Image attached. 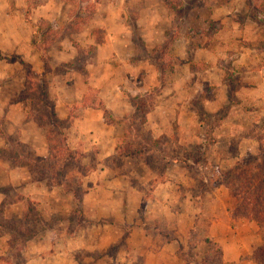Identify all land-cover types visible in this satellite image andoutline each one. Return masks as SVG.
Returning <instances> with one entry per match:
<instances>
[{
	"label": "rangeland",
	"instance_id": "obj_1",
	"mask_svg": "<svg viewBox=\"0 0 264 264\" xmlns=\"http://www.w3.org/2000/svg\"><path fill=\"white\" fill-rule=\"evenodd\" d=\"M29 8L28 0H0V60L20 58L17 50L12 53L4 47L7 32L22 27L25 36L26 30L35 27L31 44L41 52L45 66L42 73L25 61L16 67L15 76L22 79L25 74L26 85L21 95L28 93L29 82L41 86L42 81L48 83V74H65V79L83 84L86 90L82 101L72 108L76 117L86 108L103 113L102 89L110 95L122 92V101H113L118 113H104L105 122L100 124L115 127L116 135L119 134L116 149L137 147L144 151L142 157L124 156L120 168L108 167L116 184L143 192L142 197L134 196L135 208L130 211L149 236L150 243L143 246L155 250L183 235L185 240L176 264H224L208 226L212 217L224 215L227 210L233 217L237 203L229 188L221 185L219 193L216 185L222 181L221 172L231 169L240 159L264 155V0H101L92 1L89 6L43 0L32 10L33 25L27 21ZM19 32L12 36L21 35ZM183 38L195 49L188 59L191 68L186 65L187 58L178 52ZM200 46H206L208 51L198 52L196 58ZM108 75L115 76V85L107 84ZM28 103L29 114L30 100ZM0 132L5 134L1 127ZM65 134L68 142L70 138L74 142L69 128ZM151 138L159 139L154 149L147 143ZM6 139L10 145L0 147V158L12 161L19 154L22 160L30 153L24 147L26 144L17 143L15 130ZM72 142L69 145L79 158L77 163L64 165L66 177L58 175L53 180L48 172V178L42 180H47L50 188L61 182L64 192L71 191L76 202L73 210L49 215L45 210L40 212L37 201L11 194L8 201H24L27 210L19 217L21 211L11 207L8 216L0 214V234L11 233L8 247L6 244L4 248H8V254L3 260L10 264L23 262L28 239L40 229L44 217L52 221L66 219L71 222L69 229L88 234L86 240L78 243L82 248L80 264H148L145 255L135 256V244L128 242L130 226L121 230L115 227V222L125 220L126 206L121 210L103 200V210H83L84 197L78 198L74 191L88 188L84 186V177L97 169L99 147ZM173 162L181 164L173 168L181 181L176 179L174 203L170 205L175 215L169 226L168 210L152 203L151 191L162 180L159 171ZM12 164L17 166L14 161ZM80 165L95 167L86 174L87 170ZM31 176L32 181H37ZM106 195L95 196L107 199ZM125 197V193L116 196L120 201ZM180 218L193 222L186 228L180 227L184 234L174 228L175 223L180 224ZM48 227L49 221L41 226ZM93 230H111L112 239L123 234L99 248L98 240H90ZM124 253L129 256L117 259Z\"/></svg>",
	"mask_w": 264,
	"mask_h": 264
},
{
	"label": "crops",
	"instance_id": "obj_2",
	"mask_svg": "<svg viewBox=\"0 0 264 264\" xmlns=\"http://www.w3.org/2000/svg\"><path fill=\"white\" fill-rule=\"evenodd\" d=\"M60 1L65 3L63 0ZM33 15L34 12L32 11L31 18L33 23H35ZM18 30L21 31L19 32L21 35L12 36V34H17ZM35 30V27H31L30 31L26 30L24 36L22 35L24 32L22 27H13L11 31L7 32V37H4L8 41L7 45L4 47L12 51V53L17 50L16 52L20 54V58L16 61L7 59L0 60V127L5 133L2 134L0 132V147L10 145V141L7 140L6 137L12 135L13 130H15L21 143L32 146L39 156L45 158L50 152L46 132L34 121L28 119V100L20 99V95L26 85L25 74L22 79L19 75L15 76L16 67L18 65L22 66L21 64L24 61L29 62L33 70L39 73L44 72L45 66L41 52L31 44V35L36 34ZM183 39V43L178 45V52L181 57H186L188 60L195 49L187 38ZM178 41L180 42L181 39ZM202 50L208 51V48H206V46L205 48L200 46V48L196 50V58L198 52L202 53ZM209 54H211V52L207 55ZM191 63L190 60L186 61V65L190 68ZM66 76L65 74H48V89L55 99L56 111L61 119L70 118L72 115V108L78 102L82 101L86 92V90H83V84L79 86L76 81L65 79ZM107 77L108 85L116 84L117 80L115 76L108 75ZM67 87L71 88L70 91L67 90ZM64 90L66 93L63 92ZM101 95L106 107L114 113H118L113 106V101H122V92H115L110 95L109 91L102 89ZM103 114L104 110L102 113L100 109L86 108L82 115L73 118L69 128V135L74 138V142H72L71 138L69 139L70 143L72 142V144L78 145L84 143L85 146L90 145L92 147L97 145L99 147L98 160L100 163L97 169L84 177V180H86L84 181V186L88 188L83 195V210H95V208L103 210L101 206L103 205V200H106L110 205H116L117 208L121 210H124L126 206L127 212L124 214L125 220L119 223L115 222V227L118 228L117 230H121L119 228L130 226L132 232L128 242L135 244V256L136 254H138L137 257L139 255H145L148 264L179 263V249L181 245L184 244L185 240V236L183 235L178 237V240L161 245L155 250L148 249L146 245L143 246V243H147V245L150 243L149 236H146L143 232L144 227L141 225L142 222L137 219L135 220V213H132L133 211L130 212L131 208H135L133 205L134 196L139 194L142 197L141 193L143 192H139L133 187L122 188L116 184L114 182V173L104 164V160L114 155L119 134L116 135L114 126L100 124L105 122ZM177 165L181 164L179 162L170 164V166L166 168L164 174H162V180L157 182L158 184H156L151 191L152 203L168 210L167 215L168 217L170 216L168 221L169 226H171L170 218L175 215V211L170 208V205L174 203L173 196L177 181H181L173 170ZM187 177V174L183 175L184 179ZM177 178L179 180L176 181ZM88 183L92 184L89 186L87 185ZM0 189H4L0 190V214L5 216L11 213L10 207L21 211L17 214L18 217L25 213L24 210H27L24 201L9 202L8 198L11 194L15 197L17 194H21L26 198L37 201L40 212L45 210L49 215H55L62 211H71L76 204L75 197L71 191L64 192L61 185L50 188L47 180L32 181V176L27 166H14L11 160L2 158H0ZM222 189V186L217 188L219 193ZM104 193L107 194V199H100L101 197L96 198L95 196H103ZM118 193H125V199L120 201L116 198ZM5 203L8 204L6 205ZM182 214L180 213L178 215ZM118 216L120 217V215ZM181 218L179 219L180 224L178 225L175 223L174 226V228L178 227L177 229L180 232H182L183 228H186L187 225H192L193 223H189L187 220ZM41 221L43 224L49 221V227L45 229L47 225L45 228H41L43 225L41 223V225H39L40 229L36 230L34 234H31L28 239V249L26 248L24 251L25 258L21 264H80L78 258L79 251L82 250V248L78 243L81 240H86L88 234L86 232L78 234L75 230L69 229L71 222H68L66 219L62 221H52L42 217ZM86 222L87 221H85V223ZM96 225L97 224H94L95 228H97ZM180 227H183L182 231ZM208 229L212 243L222 250L224 264H256L254 260L255 250L264 242V228L257 222L247 219L236 221L231 216V212L227 210V213L224 215L220 216L216 214L212 217ZM110 231L111 230H105L101 233H95V230H93L92 234H89L91 237L90 240L92 239L93 242L94 240H98V243L101 245L98 247L104 248L112 241H117L123 234L119 233L112 239L109 237ZM179 231H177V233H180ZM88 232L90 233V230H88ZM10 234V232L6 235L0 234V264H10L9 261L3 260L6 254H8V248H4H6V244L8 247ZM182 234L184 233L182 232ZM91 246L86 247V249H90ZM128 256V253L120 254L117 259Z\"/></svg>",
	"mask_w": 264,
	"mask_h": 264
},
{
	"label": "trees",
	"instance_id": "obj_3",
	"mask_svg": "<svg viewBox=\"0 0 264 264\" xmlns=\"http://www.w3.org/2000/svg\"><path fill=\"white\" fill-rule=\"evenodd\" d=\"M63 1L71 6L78 2L87 3L89 6L92 1L99 3L101 0ZM28 3L30 8L27 11V21L33 25L34 23L31 18L32 10L42 5L43 0H28ZM86 9H88V7H86ZM36 84H31V82H29V86H27L29 89L28 93H26L25 96L21 95L20 99L30 100L31 111L28 114V119H32L46 132L50 152L47 157L43 158L39 156L31 146L26 144L24 147L30 153L22 157V160L19 154H16L12 157V161H14L17 166H28L31 174L37 180L48 178L46 175L48 172H51L52 179L55 180L58 175L66 177V173H63L64 165L72 162L77 163L79 158L78 153L70 147L68 137L65 134V131L70 128L74 117L72 114L68 119H61L56 111L55 100L50 96L48 83L42 81L41 86ZM101 108L104 110L106 116L110 114V110L103 101H101ZM17 143L20 144L21 142L18 141ZM147 143L148 146H152L153 148V145H159V139L151 138L147 140ZM143 154L144 151L137 147H128L123 150L122 147L118 146L115 154L107 160L106 164L112 169L120 168L123 164L122 158L124 156L142 157ZM94 167L95 165L87 168L80 165V168L87 170L86 174L91 172ZM164 172L165 169L159 171L158 174L162 176ZM221 178L222 181H218L219 184H217L216 187L222 185L229 188L231 196L235 198L237 203L233 219L236 221L244 219L255 221L264 228V155L258 154L251 156V158L240 159L231 169L226 172H221ZM57 184L62 185L61 182H57ZM74 192L78 198H81L86 191L81 190L80 192ZM31 215L32 214H29V218ZM217 249L220 250L222 255L221 248L218 247ZM254 260L256 264H264V242L255 250Z\"/></svg>",
	"mask_w": 264,
	"mask_h": 264
},
{
	"label": "clouds",
	"instance_id": "obj_4",
	"mask_svg": "<svg viewBox=\"0 0 264 264\" xmlns=\"http://www.w3.org/2000/svg\"><path fill=\"white\" fill-rule=\"evenodd\" d=\"M5 7H7V5H5Z\"/></svg>",
	"mask_w": 264,
	"mask_h": 264
}]
</instances>
